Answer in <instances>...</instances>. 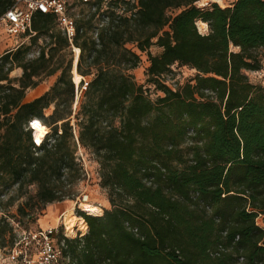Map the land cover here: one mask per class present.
<instances>
[{"label":"trees","instance_id":"16d2710c","mask_svg":"<svg viewBox=\"0 0 264 264\" xmlns=\"http://www.w3.org/2000/svg\"><path fill=\"white\" fill-rule=\"evenodd\" d=\"M198 1L76 0L71 39L56 14L38 10L21 35L48 36L50 54L24 61L21 45L0 56V185L35 183L43 205L73 199L80 146L95 155L108 194L101 215L76 210L87 233H60L64 264H264V85L245 74L261 68L264 0ZM14 2L0 0V16ZM82 4L94 9L69 15ZM68 47L80 50L81 81H72V59L59 61L47 73L62 68L53 86L24 102ZM141 53L154 100L131 72ZM14 65L20 77H9ZM173 65L195 75L173 89L163 80ZM32 120L49 129L39 146Z\"/></svg>","mask_w":264,"mask_h":264},{"label":"rangeland","instance_id":"374dc122","mask_svg":"<svg viewBox=\"0 0 264 264\" xmlns=\"http://www.w3.org/2000/svg\"><path fill=\"white\" fill-rule=\"evenodd\" d=\"M205 1V3L197 2L196 4L199 7H204L214 2L213 0ZM223 1L226 6L231 4L234 0ZM93 9L94 6L91 5H77L69 11V15L74 19H77L81 12L85 13L89 10L92 11ZM55 30H57V27H55ZM206 32L207 31L202 33ZM48 42L49 38L46 35H41L35 40H32L30 36H11L5 32L2 26H0V56L9 50L14 51L22 45L23 47H27L24 61L36 58L39 55L41 48L45 49V57H47L48 54H50L49 49L52 46ZM159 51L160 49L157 46H152L150 48V52L154 55L158 54ZM140 55V64L131 72L135 82L144 85V87L148 89L147 94L154 100L160 95V93L147 81V56L144 53H141ZM259 56L261 57V68L257 71H245V74L248 76L251 83L264 85V50L261 49L259 51ZM69 59L74 60V47H68L55 54L47 70H44L41 73L39 84L34 88L26 89L23 101L29 102L49 90L59 76L62 68L56 70L51 75H48L47 73L52 67L56 68L59 61H63L62 63L64 67ZM8 66L9 64H6L5 67ZM171 69V72L166 74L163 77V80L173 89L182 85L195 75L194 70L187 67L184 68V66L178 67L173 65ZM22 71L23 68L15 67L14 65L13 70L9 73V77H20ZM89 79V77H84L83 85H79L78 88H76L77 86L74 87V99L72 102L73 113H75L78 103H80L79 101L84 91V85ZM52 109L53 106H50V108L45 111L46 115H49ZM74 123L75 120L72 119L71 125H73V130L77 132ZM76 158L83 167V174L75 185L73 199L43 205L36 197L37 187L35 183L23 184V186L19 187L17 183H13L10 179L2 182L0 185V264H25L26 262L23 261V257L14 258V256L17 257L19 250H22L23 253L24 250H26L25 253L27 260L34 257L35 247L34 244L28 243V232H34L39 230V228L42 229L58 225V231H60L56 235V238L58 239L62 232L61 230L64 231L65 227L67 228L66 221L70 215L66 216L65 211L70 206H72V215L77 217L79 216L76 215V210L80 209L85 211L82 208L84 202L85 205L91 204L96 207L99 206L101 209L99 215L103 213L104 209L111 208L108 201L107 191L100 186L99 165L96 161L95 155L90 150H84L80 146H77ZM61 215L64 216L60 219ZM65 218L67 219L65 220ZM63 221L65 224L62 223ZM258 222L260 225L262 224L261 217L258 219ZM14 249H16L15 252Z\"/></svg>","mask_w":264,"mask_h":264},{"label":"built area","instance_id":"2783aa9c","mask_svg":"<svg viewBox=\"0 0 264 264\" xmlns=\"http://www.w3.org/2000/svg\"><path fill=\"white\" fill-rule=\"evenodd\" d=\"M74 1L76 0H15L14 4L0 16V26L11 36L21 35L26 31L31 32L32 15L35 11L52 12L58 16L60 26L65 35L69 37L68 39H71L74 35V23L73 19L67 15V8ZM91 1L95 0H82L84 3ZM36 126H39L36 120L30 121L33 133L36 130ZM43 139L44 137L40 142H37L33 137V141L37 146L40 145ZM62 216L64 215H61L60 219ZM62 223L65 224L64 221ZM61 231L65 238L82 237L87 233V225H85L84 229L75 226L73 228L74 233H70L66 227L64 231ZM58 232H60L58 231V225L28 232V243L34 244L35 247L34 257L27 260L26 250H24V253L19 250L17 257L14 256V258L23 257L25 264H64L67 260L62 252L64 239L57 240L56 235Z\"/></svg>","mask_w":264,"mask_h":264},{"label":"bare ground","instance_id":"6f19581e","mask_svg":"<svg viewBox=\"0 0 264 264\" xmlns=\"http://www.w3.org/2000/svg\"><path fill=\"white\" fill-rule=\"evenodd\" d=\"M215 3L221 5V6H225V4L223 3L224 1L223 0H213ZM199 3H205L206 1L205 0H200L198 1ZM207 4V3H206ZM205 5V4H204ZM197 26H198V30L202 33V32H205V31H208L207 30V25L206 23H202L201 21H197L196 22ZM80 50L79 48L77 47H74V60H72V63H73V66H72V69H71V74H73V83H79L82 79V77L77 73V70H76V64H77V60H78V56L80 55ZM37 123H39L37 121ZM34 139L35 141L37 142H40L41 139L44 137L45 134L48 133V129L41 123H39V126H36V130L34 131ZM83 209L88 213V214H94V215H98L100 214L101 212V209L98 207H96L95 205H91V204H86L85 205V202L83 203ZM64 211V210H63ZM72 206H70L66 211H65V215L66 216H69L68 219L65 218V220L67 219L66 221V225H67V228H68V231L70 233H74L73 232V228L75 226H78L79 228H82L84 229L86 223L84 221V219L82 217H77V216H73L72 215ZM90 212V213H89Z\"/></svg>","mask_w":264,"mask_h":264},{"label":"crops","instance_id":"0c3cea01","mask_svg":"<svg viewBox=\"0 0 264 264\" xmlns=\"http://www.w3.org/2000/svg\"><path fill=\"white\" fill-rule=\"evenodd\" d=\"M228 5H229V4H228ZM228 5H226V6H228ZM220 6H221V5H220ZM221 7H225V6H221ZM159 49H160V48H159ZM160 51H161V49H160ZM160 51H159V52H160ZM261 222H262V221H261ZM261 225H262V224H261Z\"/></svg>","mask_w":264,"mask_h":264},{"label":"water","instance_id":"95a60500","mask_svg":"<svg viewBox=\"0 0 264 264\" xmlns=\"http://www.w3.org/2000/svg\"><path fill=\"white\" fill-rule=\"evenodd\" d=\"M72 66H73V63H72ZM72 81H73V78H72Z\"/></svg>","mask_w":264,"mask_h":264}]
</instances>
